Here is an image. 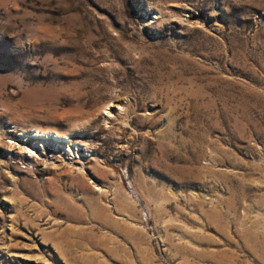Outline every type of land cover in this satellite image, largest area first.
Segmentation results:
<instances>
[{
  "label": "rangeland",
  "instance_id": "rangeland-1",
  "mask_svg": "<svg viewBox=\"0 0 264 264\" xmlns=\"http://www.w3.org/2000/svg\"><path fill=\"white\" fill-rule=\"evenodd\" d=\"M0 264H264V0H0Z\"/></svg>",
  "mask_w": 264,
  "mask_h": 264
},
{
  "label": "bare ground",
  "instance_id": "bare-ground-1",
  "mask_svg": "<svg viewBox=\"0 0 264 264\" xmlns=\"http://www.w3.org/2000/svg\"><path fill=\"white\" fill-rule=\"evenodd\" d=\"M35 132H41L39 129H34ZM43 131V130H42ZM55 138L58 140L57 144H59L57 147H60L67 155L68 154H72L74 155L73 149H75L76 147H74L75 145L70 143L69 140H66V142H64L65 140L62 141V143L60 142L61 136L55 134ZM60 137V138H59ZM63 138V137H62ZM60 139V140H59ZM64 139V138H63ZM28 142V143H27ZM23 144V146H19L18 150L16 151V155H20V154H29L32 153L31 151H34L37 153V150H43L46 151L48 150L47 148L49 147V143L50 140L49 138H45V139H39L37 140V142L35 144H31V146L29 145V141H27ZM54 143V142H53ZM34 145V146H33ZM74 147V148H73ZM3 164V163H2ZM6 164V163H5Z\"/></svg>",
  "mask_w": 264,
  "mask_h": 264
}]
</instances>
